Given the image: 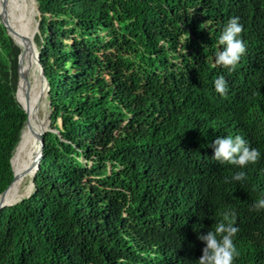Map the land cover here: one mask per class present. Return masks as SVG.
Listing matches in <instances>:
<instances>
[{"label": "trees", "instance_id": "trees-1", "mask_svg": "<svg viewBox=\"0 0 264 264\" xmlns=\"http://www.w3.org/2000/svg\"><path fill=\"white\" fill-rule=\"evenodd\" d=\"M37 3L51 123L30 196L0 210V264H198L225 211L232 264H264V0ZM230 17L246 47L229 69L214 52ZM13 40L0 22V193L27 117ZM237 134L257 161L213 160Z\"/></svg>", "mask_w": 264, "mask_h": 264}, {"label": "clouds", "instance_id": "clouds-1", "mask_svg": "<svg viewBox=\"0 0 264 264\" xmlns=\"http://www.w3.org/2000/svg\"><path fill=\"white\" fill-rule=\"evenodd\" d=\"M238 17H230L223 26L219 36L218 45L220 47L214 52V63L226 66L229 69L234 66L239 58L244 54L246 44L241 39L240 33L242 25L238 23ZM214 89L223 95L226 92V81L223 76H218L213 81ZM212 159L220 163L227 162L243 168L255 163L260 156L257 148H250L245 139L240 135L217 136L211 142ZM244 171H236L231 179L240 181L244 179ZM227 181V178H225ZM252 208L256 210L264 209V197L253 202ZM223 219L215 224L213 230L205 233H197V239L204 242L201 256L197 259L198 264H232L238 255L234 245V238L238 232V226L233 223L230 217H234V212L225 211L221 214Z\"/></svg>", "mask_w": 264, "mask_h": 264}, {"label": "bare ground", "instance_id": "bare-ground-1", "mask_svg": "<svg viewBox=\"0 0 264 264\" xmlns=\"http://www.w3.org/2000/svg\"><path fill=\"white\" fill-rule=\"evenodd\" d=\"M34 13L30 0H2L0 3V17L5 22L14 42L21 49L18 59V84L19 94H21L19 99L26 108H30L27 126L23 130L13 156V168L17 175H22L31 165L40 145L36 135H42L50 123L49 113L42 114L45 100L39 101L42 85L39 66L27 55L25 49L26 41L33 35ZM17 30H21L22 34ZM27 44L34 49L31 42ZM33 186V176L29 172L13 184L7 199L17 202L32 192Z\"/></svg>", "mask_w": 264, "mask_h": 264}, {"label": "water", "instance_id": "water-1", "mask_svg": "<svg viewBox=\"0 0 264 264\" xmlns=\"http://www.w3.org/2000/svg\"><path fill=\"white\" fill-rule=\"evenodd\" d=\"M31 2V5L34 7V10H35V13L36 16H37V20L34 24V29H33V35L31 38H29L27 41H26V45H25V49H26V52H27V55L32 59V61H36V64L39 66V75H40V78H41V94H40V97H39V101H47V103L49 104L50 106V101L48 100V94H49V91H50V85H49V81L45 75V71H44V67L43 65L41 64L40 62V53H39V50L36 46V43L34 41V37L36 35V33L39 32V23H40V19H41V12L39 10V6H38V3H37V0H30ZM0 22L4 25L7 33L11 36L12 40H13V37L11 35V33L9 32V30L7 29V26L5 24V22L1 19L0 17ZM17 32L21 33L22 34V31L21 30H17ZM22 39H23V36H22ZM14 42V40H13ZM27 42H31V45L34 46V49L30 47V45L27 44ZM15 43V42H14ZM16 44V43H15ZM17 45V44H16ZM19 54H20V51H19ZM19 54H18V59H19ZM17 66V64H16ZM16 96H17V99L18 101L21 103V105L23 106L26 114H27V117H26V120L24 122V128L27 126V123H28V120H29V115H30V108H26L24 106V104L20 101L19 99V96H18V85H17V92H16ZM34 106V105H33ZM51 110V109H50ZM49 120H50V123H51V112L49 113ZM50 129L49 128H46V130L43 132V134L48 131ZM35 134V133H34ZM43 134L42 135H36L38 137V140L40 142V145H39V149L38 151L36 152L34 158H33V161L31 163V165L28 167V169L26 171H24L22 173V175H17L14 171V168H13V162H12V159H13V156L11 158V165H12V168H13V172H14V177H13V180L10 182V184L6 187V189H4L1 193H0V210L3 209L4 207L6 206H11V205H14L16 203H18L19 201L17 202H11L10 200L7 199V196L13 186V184L21 177H24L27 173L31 172L32 173V176L34 178L38 168H39V164H40V161L42 159V156H43V148H44V144H45V140H44V137H43ZM30 196V194H28L27 196L25 197H28Z\"/></svg>", "mask_w": 264, "mask_h": 264}, {"label": "rangeland", "instance_id": "rangeland-1", "mask_svg": "<svg viewBox=\"0 0 264 264\" xmlns=\"http://www.w3.org/2000/svg\"><path fill=\"white\" fill-rule=\"evenodd\" d=\"M36 20H37V16H36V14H34L33 19H32V24L33 25L35 24ZM45 112H48V113L51 112L50 107H49V104L47 103V101H45V108L43 109L42 114L44 115Z\"/></svg>", "mask_w": 264, "mask_h": 264}]
</instances>
